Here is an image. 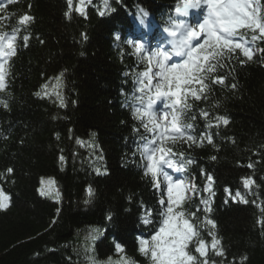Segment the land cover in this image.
Returning <instances> with one entry per match:
<instances>
[{"label":"trees","instance_id":"trees-1","mask_svg":"<svg viewBox=\"0 0 264 264\" xmlns=\"http://www.w3.org/2000/svg\"><path fill=\"white\" fill-rule=\"evenodd\" d=\"M181 1L0 3V41L7 37L6 86L0 90V201L7 205L0 209V264H86L79 235L88 226L102 230L99 260L154 264L152 237L162 226L168 193L164 172L155 180L146 174L157 131L145 129L156 120L139 107L148 58L128 38L141 18L144 26L163 25ZM258 4L264 16V0ZM25 15L32 19L20 24ZM244 35L250 40L252 33ZM253 44L251 60L239 49L202 51L195 78L179 82L183 93L174 116L185 137L157 141L184 165L181 209L199 233L186 251L198 264H264V39ZM175 84L170 78L162 87ZM42 177L54 179L59 200L40 192ZM245 180L253 183L245 186ZM198 239L205 256L195 250ZM141 241L149 242L147 254Z\"/></svg>","mask_w":264,"mask_h":264},{"label":"snow or ice","instance_id":"snow-or-ice-1","mask_svg":"<svg viewBox=\"0 0 264 264\" xmlns=\"http://www.w3.org/2000/svg\"><path fill=\"white\" fill-rule=\"evenodd\" d=\"M83 2L84 0H81V3ZM254 2H256V0H183V8L177 7L175 9V12L180 16L186 17L191 9L198 10L201 7L205 8V14L202 22L195 25H188L183 20H180L173 21L170 27L164 28V31L168 36L174 38L171 43V50H157L148 57L149 62H151L153 58H156L160 79L167 82L172 78L176 82L175 86L177 88L180 87L179 82H188L189 80L194 79L193 66L196 68L200 67L198 63L200 60V54L209 46L213 48L219 47L227 49L229 54L234 50L239 49L248 60H251L254 50L252 47L246 45L257 41L258 39H264V16L260 15L258 8L253 7ZM68 3L71 5L72 0H68ZM104 3L105 6H107L108 0H104ZM77 10L81 14L84 13L83 8H78ZM100 14L103 15L104 13L101 12ZM143 16L146 17L147 13H143ZM31 19V17L25 15L20 19L19 23L24 24ZM144 22V19L141 18L140 23L144 24ZM240 30H250L252 33L250 40H245L244 32ZM257 31L259 32V36L256 35ZM202 35L205 37L203 43H197L194 47L192 41H199ZM236 37H240L241 42H237L234 39ZM12 39H15L14 35ZM24 39L27 40L28 37L25 36ZM7 47L9 49L13 48L11 40H9ZM142 47V45H136L138 51H141ZM261 51H264V49ZM215 55H222V53L217 52ZM173 56L187 58L182 64L173 63L169 67L168 62L172 60ZM203 59L207 61L209 56L205 55ZM178 70L180 71L178 72ZM150 71L151 69L145 71L143 76L148 78ZM208 71H211V67ZM180 72H182L183 75H181ZM199 79L203 86L205 77H200ZM219 82L223 83V80L221 79ZM148 83L151 84L152 81L149 79ZM5 86L4 64L0 62V90H3ZM232 87L235 88V85H232ZM140 91H143V89H140ZM162 96L177 97L178 92L171 90L162 92L160 85L157 84L155 97L156 99H159ZM196 99H200V97L197 95ZM0 103H3V101L0 100ZM154 104L155 100L150 96L144 110L145 114L148 115L150 122H152ZM164 107L167 108L168 104H165ZM185 107L188 106L185 105ZM137 111H139V109H137ZM167 115V113H163L165 119H167ZM223 123L227 124L228 120L223 119ZM144 127L147 131L152 132L155 128L159 127V125L153 122L152 128H148L147 124H145ZM165 131H167V129H165ZM171 131L180 136L184 135L181 127L178 126L176 116H173ZM161 135H163V133H161ZM175 138V136L172 137V139ZM187 139L194 140V137L189 135ZM209 143H211L210 138ZM157 150L161 152L159 158L160 161H163L168 167H173L171 160L164 159V156L170 153L171 149L161 147L159 149H151V153H154ZM61 159H63V157H61ZM148 159L150 160V163L147 166L146 174L151 173L155 180L161 169L158 168V161L153 154H150ZM213 159H215V157H213ZM8 171L11 172L12 170L9 169ZM165 179L168 181V202L165 205V211L162 213L164 216L162 226L159 228L156 235L152 237L151 259L154 264H198L197 258L189 251H186L189 242L193 237L198 238L199 233L194 229L193 224L189 223L188 219L184 218L185 213L181 209L185 192L183 181L177 180L173 183L172 177L166 174ZM207 179L211 183L212 177L208 176ZM251 183H253V181L245 180V186ZM89 195H92L91 190H89ZM240 195L239 192L236 193L237 197H240ZM241 200L242 202H247L243 201L242 197ZM161 204L164 205L165 202L162 200ZM6 206L7 205L4 202L0 201V209H4ZM206 210L210 211V209L207 208ZM144 222L149 223L150 221L145 218ZM207 223L212 224L213 227H215L212 220H207ZM218 243L219 241L214 238L213 248H215ZM147 244H149L148 241H141L140 250L145 254L148 252V249L145 247ZM197 244L198 246L195 249L196 252H199L201 256H205L206 251L204 241L198 239ZM117 249L122 250L119 245H117ZM216 255L223 256V251H217ZM124 264H127V261H124ZM199 264H208V261L204 260L199 262Z\"/></svg>","mask_w":264,"mask_h":264},{"label":"rangeland","instance_id":"rangeland-1","mask_svg":"<svg viewBox=\"0 0 264 264\" xmlns=\"http://www.w3.org/2000/svg\"><path fill=\"white\" fill-rule=\"evenodd\" d=\"M255 4V2H254ZM253 4V5H254ZM39 190L43 193L44 196L49 197L50 199H60V194L57 191L55 181L52 177H42L40 179ZM95 229H98V233H95ZM86 235L82 238L79 235L80 246H82L86 250L85 258L82 257L86 264H124L122 259H109V260H99L96 256V246L97 240L102 234V230L97 226H88L85 230ZM81 231V232H83ZM130 264V263H127Z\"/></svg>","mask_w":264,"mask_h":264}]
</instances>
